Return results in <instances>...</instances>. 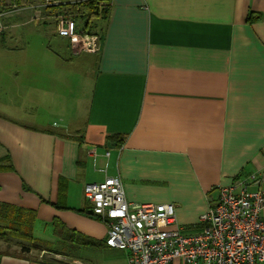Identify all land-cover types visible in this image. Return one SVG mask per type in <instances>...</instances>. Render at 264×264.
Listing matches in <instances>:
<instances>
[{
  "label": "crops",
  "instance_id": "obj_1",
  "mask_svg": "<svg viewBox=\"0 0 264 264\" xmlns=\"http://www.w3.org/2000/svg\"><path fill=\"white\" fill-rule=\"evenodd\" d=\"M109 1L97 53L73 55L54 32L66 58L28 44L0 63V223L58 221L103 242L83 188L118 177L128 202L172 204L195 232L219 187L264 165V0ZM2 5L0 40L17 42L31 14Z\"/></svg>",
  "mask_w": 264,
  "mask_h": 264
},
{
  "label": "built area",
  "instance_id": "obj_2",
  "mask_svg": "<svg viewBox=\"0 0 264 264\" xmlns=\"http://www.w3.org/2000/svg\"><path fill=\"white\" fill-rule=\"evenodd\" d=\"M57 3L26 0L21 9H30L33 18L36 8L44 10L39 21L52 18L56 34L68 40L75 55L97 53L100 35L78 30L76 22L63 14L64 7L51 15L46 5ZM2 17L0 31L4 29ZM83 197L93 216L106 227V246L126 253L125 264H264V175L254 173L219 187L216 200L199 217L198 230L193 233L177 224L172 204L128 202L118 177L86 184Z\"/></svg>",
  "mask_w": 264,
  "mask_h": 264
},
{
  "label": "trees",
  "instance_id": "obj_3",
  "mask_svg": "<svg viewBox=\"0 0 264 264\" xmlns=\"http://www.w3.org/2000/svg\"><path fill=\"white\" fill-rule=\"evenodd\" d=\"M0 0V14L5 10H8L6 5H2ZM12 4L10 7L14 6L17 9L22 8L26 4V0H11ZM63 7V14L66 17L73 19L76 24H83L81 29L84 32H89L90 23L92 20H98L99 24L107 19L110 12V1L109 0H79L75 4L69 3V0H65ZM4 4V3H3ZM253 13L249 12L246 18L248 23H252L258 20L259 17L254 16ZM98 22V21H97ZM2 23V22H1ZM99 24L95 23L96 34L100 35ZM4 26V25H3ZM5 30H2L4 32ZM1 32V33H2ZM116 138V137H114ZM111 140V139H110ZM114 140V139H113ZM115 141V140H114ZM122 143V138H119L117 144ZM9 163V160L6 159L0 162V171L7 169L3 164ZM9 167H11L9 165ZM65 186V183L60 182V190ZM62 201L57 202L54 206L57 209H64L61 205ZM88 204V203H87ZM7 208V207H6ZM83 214H86L88 217L95 218L91 212V207L87 205V208L83 211H80ZM13 215V214H12ZM14 215H17L16 219L22 218V213L18 210L14 211ZM96 219V218H95ZM47 225V224H46ZM52 227L54 234V240H47L43 238H38L34 234L33 223H0V243L4 245L3 249H0V258L2 256L16 257L19 259L35 260L41 264H67L63 263L54 258L46 259L43 258L41 261L34 257H30V253L34 252H47L53 255H59L62 257H71L79 249L83 247H97L103 248L106 247L105 241L103 242H94L88 237H85L79 233H76L68 229L64 224L55 221L54 223L49 224ZM185 231V230H184ZM186 232V231H185ZM72 250V252H71ZM75 258V257H74ZM71 259H73L71 257ZM76 259V258H75Z\"/></svg>",
  "mask_w": 264,
  "mask_h": 264
},
{
  "label": "rangeland",
  "instance_id": "obj_4",
  "mask_svg": "<svg viewBox=\"0 0 264 264\" xmlns=\"http://www.w3.org/2000/svg\"><path fill=\"white\" fill-rule=\"evenodd\" d=\"M36 1H37V4H39L41 3L42 0H36ZM54 1L57 3L56 0ZM64 3H65V0H58V3L56 6L48 7L46 5L47 7L46 9H48L50 11V14L52 15L54 13H57L58 11H61ZM28 11H29V15L31 14V16H30V19H27V24L19 23L21 25L16 27L14 30L17 42L8 40L7 36L4 38L2 42L0 40V63H3L10 58V54H7L9 53L7 51H20L19 50L20 46H24V45L27 46L28 44L33 46V49L35 50L40 49L41 51L42 50L49 51V52H45V55L47 54L49 59H53L57 55L60 56V58H63V59L66 58L65 56L68 55V52L66 51V47L64 46L63 41L60 38H58V36L55 34L56 32L54 31L55 30L54 25L53 23H51L52 18H48V19L46 18V20L50 21V23L44 25L42 22L40 23L38 22L40 18V14L41 13L43 14L45 12L44 10H42L41 8H36V10L34 11L35 18H33L32 11L30 9H28ZM4 15L7 16L6 13ZM28 20L30 21L28 22ZM97 21L99 23V21L101 20L98 19L96 21L95 20L91 21L89 25L90 28L88 29L89 32H95L96 28H98V27H95V23L97 24ZM80 26L83 28L82 23L80 24ZM34 29H40L42 33L39 34L38 36L36 32H34ZM6 44L12 47L14 46H18V47L12 50H7L4 47L6 46ZM33 55H35L36 58H39V59L42 58L41 55L37 54V51H35ZM73 55L75 54L73 53ZM15 56H19V55L18 54L13 55V57ZM83 57L84 56L80 57L81 61H83L82 60ZM256 173L264 175V165ZM253 174L248 175V177ZM186 232L193 233L194 229L193 228L186 229ZM34 234L38 238L40 237V238L47 239V240H54L51 229L41 230L39 227H36V229H34ZM43 253L47 255L46 259L54 258L55 260L60 261V263L63 262L67 264H81L79 262H82L83 264H125L126 263L125 252L118 251V250L116 251L111 250L106 247H103V248L83 247L71 256L73 259L74 257L76 258L74 260H72L71 257L65 258L59 255L49 254L47 252H43ZM30 255L34 257L36 255L38 256V253L32 252V254ZM76 261H79V262H76Z\"/></svg>",
  "mask_w": 264,
  "mask_h": 264
},
{
  "label": "bare ground",
  "instance_id": "obj_5",
  "mask_svg": "<svg viewBox=\"0 0 264 264\" xmlns=\"http://www.w3.org/2000/svg\"><path fill=\"white\" fill-rule=\"evenodd\" d=\"M32 252H34V251H32ZM32 252L30 254H32ZM37 253H38V256L36 255L37 257L34 256V258L36 257V259H38L39 261H41L43 258L46 257V254H44L43 252H37ZM30 257H33V256L30 255ZM72 260H74V259H72ZM29 261H32V262H35V263H40V262H37L35 260H29ZM76 262H79V261H76ZM79 263L83 264L82 262H79Z\"/></svg>",
  "mask_w": 264,
  "mask_h": 264
}]
</instances>
